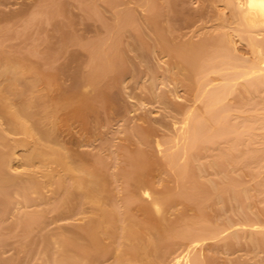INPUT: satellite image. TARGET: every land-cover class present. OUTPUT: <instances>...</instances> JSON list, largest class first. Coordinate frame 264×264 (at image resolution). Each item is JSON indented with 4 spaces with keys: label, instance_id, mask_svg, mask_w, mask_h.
Returning <instances> with one entry per match:
<instances>
[{
    "label": "bare ground",
    "instance_id": "obj_1",
    "mask_svg": "<svg viewBox=\"0 0 264 264\" xmlns=\"http://www.w3.org/2000/svg\"><path fill=\"white\" fill-rule=\"evenodd\" d=\"M42 1L38 11L28 12L29 21L17 27L8 16L0 26L4 41L13 29L14 37L28 32L35 38L26 51L19 44L4 46L0 38V235L4 228L22 234V250L38 255L39 264H217L218 252L226 254L223 264H264V0H210L220 6L211 7V21L203 22L205 11L195 7L193 16L204 14L203 23L176 34L169 21L179 17L173 13L183 4L190 8L183 1L178 7L179 0H85L93 13L103 14L106 28L84 42L88 68L75 73L79 79L70 86L61 81L66 69L57 61L81 57L69 51L79 40L70 26L75 21L63 20L70 27L62 29L57 15L65 10L62 0H48L41 8ZM187 7L178 13L184 20L192 14ZM50 21L61 28L53 26L59 34ZM47 23L48 30L63 35L58 48L44 30ZM3 25L15 27L6 32ZM67 29L76 34H62ZM158 49L170 58L163 56L164 67ZM134 58L145 65L139 79L145 94L137 102L163 104L165 132L158 134L152 123H123L127 135L117 148L111 138L114 152L104 144L93 157L73 149L60 136L65 115L90 121L112 98L117 71L133 68ZM133 71L125 72L133 77ZM171 75L178 84L159 90L157 79ZM181 85L191 98L173 109ZM177 204L192 212L182 206L175 212ZM65 218L70 221L58 223ZM50 221L57 224L49 228ZM235 249L248 257L234 260ZM21 257H2L0 263L23 264Z\"/></svg>",
    "mask_w": 264,
    "mask_h": 264
},
{
    "label": "rangeland",
    "instance_id": "obj_2",
    "mask_svg": "<svg viewBox=\"0 0 264 264\" xmlns=\"http://www.w3.org/2000/svg\"><path fill=\"white\" fill-rule=\"evenodd\" d=\"M47 1L48 0H43L41 2V3H45V5L42 4L41 8H43L45 6H48V2ZM56 1H59V0H56ZM182 1H183V3H187V5H190V8H189L190 10H192L194 8L192 10L193 12L190 11L188 9L189 6L187 7L186 4L184 5L182 3ZM38 2L40 4V0H0V26H1V24L8 23V22H6L7 20H5L8 16H9V18H7V19H9V20H11L10 18H13L14 21L12 20V22H15L14 23L15 26L18 25V22H19V24H21L23 22L22 21L23 19H24V22H27V20L29 21V19H27V17L30 16V13H31V15L33 13H35V11H33V10H35L37 8ZM61 2L63 3V5H65L64 7H65V10H67V11L64 10L62 14L61 13L57 14V15H59L58 19L61 20L62 23H61V21L60 22L57 21L58 19L56 20L55 18H54V22L56 20L57 22H55V23L57 25H58V22L61 23V25L60 24L59 25H60V27H62V29H65L64 28L65 25H67L68 28L70 26H72V28H74V31H76L78 33V34H76V32H74L73 30L67 29V30H62V34L65 31H68L67 33H69V35H71L70 31H73L72 33L73 34H76L75 37L77 35H79L80 36V38L78 36V39L79 40L81 39V41H82L83 38L85 40V41H82V44H80L81 41L79 42V40L78 41L76 40V43H74L75 40H73V43H71V45H69L70 46L69 47V51H71L75 55V57L78 56V55H80L81 57H77V59L76 58L73 59V57H72L73 60H71L70 58H67L68 59L67 60V59H63V57L62 58L59 57V61H57V65L58 64L59 65L61 64L63 66L65 65L64 67L66 69V71L64 70L61 73V81L64 82V83H67L70 86L71 83H72V81H73V78H74V80L76 82V80L79 79V76H80L79 74H81L84 69H87L88 68V67L85 68V66L88 65V61H87L86 64H85V61L87 60V56H88V51L89 50L86 47H84V45H83L84 42L90 40V39H87L89 37L90 38L91 37L94 38L93 36H96L97 37V35L99 36L100 34H102L103 32H101V31H103L106 28V26L102 22L103 20H102L101 17L103 16V14L102 15H101V13L100 14L99 13L97 14V11H94L96 13H93V11L88 6L89 4L88 3H87L88 5L85 4V0H62ZM102 2H103V0H102ZM178 2L180 3L178 5V7L181 6V3L183 4V6L179 7V9L176 12H174L175 14L173 13V16H174V18L177 17V16H179V17L175 18L176 20L174 18H172V19H174L173 20L174 23H173V21H169L170 23L172 22L173 25L174 24L176 25V27H174V28H176L174 30V33L175 34L177 32H181L182 33L183 31L184 32H187V33H190L192 31V29L194 30L199 25H201L203 22L211 21V20H207L209 18L208 16H210V18H212L213 8H211V7L214 6V9L215 10H217L220 7L217 4H215V5L212 4L210 0H179ZM208 3L210 5V7H209V5H208V7L212 11L209 8H206V9L204 8V4H206V6H207ZM201 5H203V6H201ZM38 6H40V5H38ZM84 6H86V9L84 8ZM184 6L187 7L186 8L187 9V13H188V10H189V12L192 13L191 14V18L192 19L191 18H189V19L187 18L186 19V20H190L191 19L190 21L184 20L183 15H180V14H183V12L181 13V11H183V8H185ZM195 7H198L197 9H200L199 11H201V8H202L203 12L204 11L207 12V13L204 12L205 16L207 15L206 18H203L204 17V14L201 15V13L199 14L200 16L196 17L197 16V13H198V10ZM207 9L210 10V11H208ZM140 10H142V9H140ZM140 10H139V13L142 15L141 19L144 22V26H145L144 28H145V30L146 31H151L149 21L146 22V19H145L146 18V16H145L146 15V12L143 11V10L142 11H140ZM194 10L195 11L197 10L196 13H195ZM29 11H31V12L28 13ZM32 11H33V13H32ZM37 11H38V8H37ZM85 11H87V12L89 11V13L91 15H86L84 13ZM185 11L186 10H184V13L187 15V13ZM209 12L212 13V14L210 15ZM107 13H108V15H106ZM107 13L104 14V15H106V17L108 19H111L112 18L111 17V15H112L111 14L112 13L111 10H108ZM178 13H180V14H178ZM185 14H184V16H185ZM195 14H196V16H193ZM66 15H67V17H65ZM98 15H101V16H98ZM188 16H190V14L187 15L186 17H188ZM194 17H196L195 19L197 21L194 19ZM199 17H201L200 19H202V18L205 19V21L202 20L203 21L202 22L201 20H199ZM71 18H73V19H71ZM68 19L69 20L70 19L71 20H74L75 22L73 21L74 23L72 22L73 24L70 25ZM63 20H64L65 23H69L70 26L68 24H65L63 22ZM54 22H52L53 25H51V21H50L49 25H51L53 27L54 24H55ZM63 24H65V25H63ZM12 25H13V23H12ZM12 25H10V27ZM57 25H55L54 27H56ZM147 25L149 26V29H148V26ZM3 26H5V25H3ZM15 26H12L11 28H14ZM24 26L25 25H23V27ZM45 26L46 27H45L44 30H46L48 28V23ZM67 26H65V27H67ZM52 27H50V28H52ZM54 27H53V31L56 33V35L59 34L58 32H60V31L57 32V30L60 27H58V28L56 27L57 30ZM5 28H6V26L3 29H5ZM9 28H6L8 31L6 29H5V31L6 32H9V31L12 30L11 28L10 29ZM72 28H70V29H72ZM33 29H32V32L34 31ZM19 30L21 31L22 29H19ZM19 30H18V32H19ZM29 30H27V31H29ZM47 30L45 32H51L52 33V35H53V41H54V46L56 48V45H57V48H58V44L57 43H60V42L63 43V39H62L63 38V35H62V37H61V35L60 36H56L55 33L51 31L52 29L51 30L49 29L50 31L49 30L47 31ZM60 30H61V28H60ZM12 31L14 32V29ZM30 31H29V33H30ZM13 32L12 33L10 32L11 33L10 36L11 35L13 36V34L16 32V30H15L14 33ZM27 33L28 32H26L24 35L22 34V36L20 34L19 36H21V37H19V36L17 37L18 34L15 33L17 35H15V37L14 36L13 37L11 36V38H8L7 37V33H6L5 36L7 38L4 36L6 38L5 41L3 40L4 38H2L1 36H0V38H1L4 46H7V44H8L9 46L12 45L11 47H13V48L15 47L16 48V45H17V48H18V44H19L20 46H19L18 49H20V51L22 49H24L23 51H26V50H29L31 48V45H33L35 43V41H34V39H35L34 38L35 37V32H34V37H32L33 36V33H30L32 35L31 37L34 38V39H32V41L30 40L31 38H29L30 36L29 37L26 36ZM149 33L152 34V31L149 32ZM23 36H25V37H23ZM71 36H73V35H71ZM26 37H28V38H26ZM58 37H61V39L58 38ZM28 39L30 41H28L29 43H27L28 44L27 45L25 43L27 42L26 40H28ZM71 42H72V40H71ZM4 43H6V45ZM21 44H22L23 47L21 46ZM239 44H240L239 47L241 48V50L244 51V52H246L247 51V47H245L246 44L245 43H242V42H240ZM59 46H62V45H59ZM26 47H28V48L25 49ZM1 48H3V47L0 46V49ZM74 50L77 51V52H74ZM159 50L160 49H158V52H159ZM158 52H157V55H158ZM82 53H83V55H82ZM162 53L163 52H159L158 57H159V59L162 57L160 59V61H161L162 66L164 67V66H166V63L163 62V61H165V59L166 60L167 59L169 60L170 58L168 56L162 55ZM62 56L65 57V55H62ZM163 56L165 57V59H164ZM134 59H135V61L133 60L134 64L139 63L138 59H136V58H134ZM134 64H133V68L135 66ZM139 64H137V66L135 67V69L137 68L136 71L135 70L134 71L131 70L132 67L130 68V66H128L126 68L125 67L124 68L122 67L121 69L119 68L120 71L121 70L124 71L125 74L122 73V72H120V74H119L118 71H117L116 77L118 79L117 78H115V79H117L119 82L118 83L115 82L116 85L113 88L111 87V91L113 93L111 92L112 93V96L109 97V99L112 97L113 100L111 98L110 101H106L103 104L104 107L101 104L100 106H102V107L99 106L100 109H98V112L96 113L95 116H91L90 117V121L88 119V121H86V123H84V121L82 122L81 119H79V118H75V117L67 118L66 115H65V118L61 122L62 124H61V128H60V130H61L60 131V133H61L60 136L61 137H64L65 139H68V145L69 146H71L73 149H76L78 151H81V152L87 154L88 156H92V157L94 156L93 155L94 153H97V152L100 151V149L102 148V145L103 144H104L103 145L104 147L105 146H109V148H106L105 147L106 149H108L109 152L111 150L114 152V149L118 147V145H116L117 144L116 142H118V139L120 137H123L124 138L127 135L126 133L123 134V132L121 130L125 126H127V125L128 126H130V124L132 125L133 123H131V122H135V123L136 122H138V123L139 122H142L141 124H143V125H147V124H151L152 123L158 129L157 130L158 131V134H163L165 132L166 127H165V125L162 122H165V120L168 119V117L165 116L166 110L164 109L163 104L161 102L157 101V100H152L151 101V99H149V98L147 100L148 102L146 104L147 105L146 107L141 106V104L137 102L142 97V94L145 92V89L142 88L143 86L141 87V82L142 81L140 82V80H139L140 77L142 76L143 72H144L145 65L143 67V65L141 66V64H140V66H139ZM82 68H84V69L82 70ZM142 68H143V70H142ZM76 71H79V72H76ZM125 71H127L130 74L133 71L135 75L132 77V76H130V74H128ZM163 71L165 72V70H163ZM75 73H79L77 75V77H73ZM118 74L120 75V77H119ZM75 76H76V74H75ZM124 76H126V78H124V80L127 79V81H126L127 84L124 83V80H123V77ZM169 79L171 80V82H170ZM169 79L168 80L165 79L167 82L164 81V78L163 79L162 78L157 79V81L159 82V85H158L159 86V90H162L163 87H164V89L165 88L167 89V87H169V85L171 87H174V85H177L178 84V80L175 77H173V75H171ZM67 84H65V85H67ZM127 85H128V89L126 87ZM178 89H179V92H180L181 96L179 98L177 97L178 99H176L175 97H173L174 100L172 99L173 100V103H172V107H171L173 109H174V104H177L179 101H180L181 104H183V103L186 104V103H188L190 101V98H191V95H190L189 91H186V87H184V86L181 85V86L178 87ZM131 94H132V96H131ZM144 94H143V96H144ZM188 99H189V101H187ZM134 102H136V103H134ZM139 104H140L141 107L139 106ZM132 108L134 110H131ZM143 116L146 117V118L145 119H141V117L144 118ZM139 117H140V119H139ZM150 117H152L154 120L152 118H150ZM129 119L130 120L132 119L133 121L132 120L129 121ZM123 123L124 124H127V125H125L124 127H122L123 126ZM162 129L164 130L163 133H161L163 131ZM117 131H118V133H117ZM114 136H116V138ZM112 137H113V139H112L113 144L115 143V148H114V145L113 146L110 145V144H112V142H111V138ZM119 141H121V139ZM105 144H107V145H105ZM119 144H120V142H119ZM128 144H129L128 146H130V148H132V147H135L136 142H130L129 141ZM109 149H111V150H109ZM110 170L113 171L114 169L112 170L110 168ZM157 173H158V170H154L150 174V176L153 178V180H154V178H156ZM245 178L248 179V180H252L251 176H249V175H245ZM118 184H119V182H117L116 185L118 186ZM113 185H115V183ZM154 185H155L156 188L163 187V185H158V184H154ZM255 205H257V202L255 203ZM180 207L181 208L184 207L185 210H188L186 212H189V211H190L189 213L192 212V210L190 209L189 206H186V205L184 206L183 204L182 205L177 204V206L175 207L176 209L174 208V211L177 212V210ZM187 207L189 209H187ZM255 208L257 209L256 206H255ZM172 211H173V209H172ZM174 211H173V213H174ZM174 215H175V213H174ZM68 219L69 218L61 219V220H59L58 223H68L70 221ZM56 224H57L56 222L54 223V222H51L50 221L48 227L51 228V227L55 226ZM3 231L5 232V234L4 235L1 234V235H3L2 237L0 235V262L2 261L1 260L2 257H6V256H9L10 257L11 255L12 256H15L17 254L20 257H21V255L23 256V257H21L22 259H24L23 264H39L40 259H37V256L38 255H34L33 256V254H31V252H28L29 253L28 254V253L25 252L24 249L22 250V248H23L22 247V240H23L22 234H19V233L18 234H16V233L14 234L12 232H9V229H7V228H4ZM39 237H40V229H38L35 232H33L32 239L34 241V246L36 244L35 243L36 240H38ZM2 238H3V240H2ZM38 245H40V243H38ZM232 251H231V254H232L231 256H233L232 257L233 259L235 258L236 260H240V259L245 258L246 256L248 257V254L247 253H244L245 252L244 249H242V250L241 249H237V250L235 249L233 252ZM263 252H261L258 256H261V254ZM219 253L220 252H218L217 255H216L217 256V259L219 258L217 260V264H223L222 261L224 262L226 260V258H227L226 257V254L222 252L223 255H221V253L219 255ZM242 253H244V254H242ZM245 254H247V255H245ZM263 256H264V253L262 254V257ZM111 260H112V258L106 260L104 263H109Z\"/></svg>",
    "mask_w": 264,
    "mask_h": 264
}]
</instances>
